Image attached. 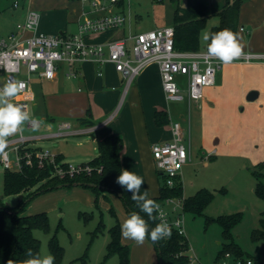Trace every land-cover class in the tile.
<instances>
[{
    "label": "rangeland",
    "instance_id": "rangeland-1",
    "mask_svg": "<svg viewBox=\"0 0 264 264\" xmlns=\"http://www.w3.org/2000/svg\"><path fill=\"white\" fill-rule=\"evenodd\" d=\"M202 1L208 4L211 13L220 11L225 2ZM15 2L18 7H15ZM29 2L30 0H0V36L7 37L11 33L20 19L21 11ZM175 7L173 0H124V7L113 6L111 10L124 11L127 17L124 27L127 32L130 30L133 33H143L172 26ZM217 24L218 18L210 17L203 32L210 33V29ZM206 44L200 36V45ZM63 65L66 64H61ZM180 80L184 81L183 78ZM186 102L167 104L172 121L179 120L185 128L189 159L180 170L183 196L189 198L203 190L212 195L211 202L201 215L184 212L182 205L177 203L179 199L169 198L172 202L166 206L171 221L181 217L184 234L190 246L188 264H215L223 243L222 226L217 219L220 216L236 214L240 215L241 219L231 231L233 240L243 249L246 256L253 259L252 264H264V240L255 241L252 237L253 230L260 227L261 213L264 212V201L255 193L256 175L260 172L264 174V169L260 170L259 167L262 161L258 160V156L264 153V147L257 139L254 124H229L230 119L235 121V118L242 116L240 108H233L231 111L226 109V112L216 114L212 118L206 114L203 122L201 112L193 106H188ZM38 109L46 115L43 102H40ZM34 114L32 111L33 118ZM48 116L53 122H45L40 115H36L37 119H34L41 124H57L62 121L74 124L76 121L75 118L53 109L48 111ZM35 130H27L26 124L23 126L27 135H33ZM215 134L222 139L220 145L214 142ZM84 138L88 137L71 135L67 137V142L44 140L38 141L37 145L56 154L66 150L72 155L79 152L81 154L84 150V153L89 151L92 155L96 154L91 145L80 149L79 152H72L76 150L75 143ZM41 185L33 187L30 191H36ZM104 195H107L108 199ZM0 202L10 207L19 204V195L6 196L4 193L3 169H0ZM111 208L118 214L122 225L129 214L119 196L103 192L96 203L92 189L74 184L57 187L35 196L26 206L23 215L47 214L49 229L36 228L33 233L40 240V256L52 254L49 243L53 237L64 249L61 261L55 264H119L117 255L105 258L106 247L110 241L109 230L116 223V218L110 212ZM207 218L214 221L207 224ZM100 224L101 231H98ZM124 241L131 250V264L159 263L158 252L150 239H146L142 245L129 239Z\"/></svg>",
    "mask_w": 264,
    "mask_h": 264
},
{
    "label": "crops",
    "instance_id": "crops-1",
    "mask_svg": "<svg viewBox=\"0 0 264 264\" xmlns=\"http://www.w3.org/2000/svg\"><path fill=\"white\" fill-rule=\"evenodd\" d=\"M111 8L110 12H116ZM29 9H35L40 14L39 32L49 35H73L78 33L79 24L85 18L83 12L89 9V6L73 0H30L21 11L20 19L15 23L11 33L16 31L17 24L25 20ZM240 27L245 28V32H238L240 43L244 51H247L245 53L264 54V0L243 2L239 17ZM129 34L138 33L130 30L127 32L123 27L86 35L85 41L107 44L124 40ZM127 44L129 47L132 45L131 42ZM206 47L207 44L202 46L203 49ZM68 72H74L75 77L68 78ZM124 88L122 75L111 63L98 65L87 61L76 65H60L54 80L38 76L32 79L29 93L31 113L32 111L35 113L34 118L40 115L45 122H53L48 116V111L52 109L75 118V123L65 136L41 139L67 142L68 136L86 135L88 138L77 141L76 150L72 152H79L80 149L91 145L92 151L96 154L92 155L89 151L84 153L85 150L76 155L70 154L67 150L57 152L67 162L88 163L98 156L99 140L110 135L120 137L123 140V149L120 153L122 170L132 171L142 177L144 184L141 193L146 191L148 197L157 198L160 194V180L152 156V145L170 142L173 139V124L178 122L182 127L183 125L179 120L172 121L167 105L170 102L165 98L157 64H151L143 69L126 94ZM252 91L257 92V98L249 101L247 96ZM204 95V99L198 104L186 102L188 106H193L201 112L203 122L206 114L212 118L216 114L226 112V109L231 111L233 108L236 110L240 108L242 116L238 118L233 116L235 121L230 119L229 124H254L257 139L264 147V63L225 64L218 71L215 84L207 87ZM40 102L45 106L46 115L38 109ZM158 112L168 114L167 124H157L155 116ZM60 124L61 122L41 124L33 135L58 133ZM183 129L185 132L184 127ZM213 136L215 144L220 145L221 137L217 134ZM258 157L260 162L264 161V153ZM116 215L118 217L117 213ZM124 240L122 237V243L127 245Z\"/></svg>",
    "mask_w": 264,
    "mask_h": 264
},
{
    "label": "built area",
    "instance_id": "built-area-1",
    "mask_svg": "<svg viewBox=\"0 0 264 264\" xmlns=\"http://www.w3.org/2000/svg\"><path fill=\"white\" fill-rule=\"evenodd\" d=\"M88 5L84 10L79 31L73 35H49L38 31L40 14L29 9L25 20L17 24L16 31L7 37L0 36V86L9 79L23 81L26 85L15 98L14 103L25 106L31 115V82L35 76L54 80L61 64L76 65L92 61L98 65L111 63L124 80V92L143 69L157 64L161 74V85L168 102H190L198 104L204 99L205 89L215 84L216 75L225 64L205 55L207 47L199 51H179L175 49L174 28L160 27L148 32L129 34L120 41L107 44H93L85 41V36L98 34L107 30L123 28L127 17L124 11L110 12L112 6H118L120 0H73ZM15 7L18 3L15 2ZM35 14V15H33ZM33 26L29 27V22ZM239 32H245L244 27ZM128 42L132 45L129 47ZM240 64L264 63V54L245 53L233 61ZM101 74V73H100ZM68 78L75 77L74 72L67 73ZM184 79V81L180 79ZM36 120V119H35ZM34 125L26 123L27 130L41 126L36 120ZM70 122H62L60 131L45 136L27 135L24 131L8 138L7 147L0 153V169L21 172L24 167L50 168L51 176L59 179H73L84 174H91L94 167L89 163H72L59 159V155L37 145L44 138L65 136L71 130ZM173 139L170 142L152 145L155 166L165 180L166 186L172 188L180 177V170L189 159L185 144V132L180 123L173 124ZM99 171L102 168L98 169ZM171 181V186H169ZM172 200L167 199L161 206L165 218L172 229L185 235L181 217L170 220L166 206ZM177 203L182 205L181 200ZM175 210V209H174ZM180 221L179 226L176 222ZM250 258L239 259L230 253L218 259L215 264H252Z\"/></svg>",
    "mask_w": 264,
    "mask_h": 264
},
{
    "label": "trees",
    "instance_id": "trees-1",
    "mask_svg": "<svg viewBox=\"0 0 264 264\" xmlns=\"http://www.w3.org/2000/svg\"><path fill=\"white\" fill-rule=\"evenodd\" d=\"M176 4L173 13L174 43L175 49L179 51H199L200 36L207 27L208 20L212 16L218 18V24L210 29V33L219 32L223 29H230L235 33L239 32V17L241 6L246 0H225L220 11L211 13L209 6L202 0H173ZM118 7H124V0H120ZM156 122L159 125L169 122L168 114L165 112L156 113ZM98 156L88 162L94 167L91 174H84L73 179H59L51 177L50 168L24 167L21 172H4V193L6 196L23 195V201L16 207H10L0 202V264H8L13 260L19 264L28 259L26 253L29 249L32 253L40 255V240L34 236L36 228L42 230L49 229L48 216L46 213L33 215H23L28 203L37 195L52 191L59 185L69 184V186L82 183V186L92 189L95 194L96 203L103 192L115 194L120 197L127 213H139L148 220L150 228L160 223V220H149L147 215L140 211L136 203L131 199V194L115 183V178L122 171L120 153L123 149V140L115 135H110L97 143ZM59 159L63 158L59 155ZM260 170L264 169V162L260 165ZM102 168L101 171L98 169ZM160 180V194L157 198H151L156 203H164L169 198L179 199L182 202L184 212H191L201 215L204 209L212 200V195L206 191H200L197 195L185 198L180 178L174 187L166 186L164 178L158 171ZM257 184L255 193L264 201V174L257 173ZM42 184L34 192L30 190ZM92 184V185H90ZM30 191V192H29ZM27 195H25V193ZM142 194V193H141ZM108 199L107 195H104ZM30 199V200H28ZM111 214L116 218V223L110 228V241L106 247V259L117 255L119 264H131V250L122 243L121 225L113 208ZM154 215H157L154 213ZM240 215L220 216L217 221L222 226L223 243L218 259L227 253L239 259H247L246 253L233 240L231 231L240 222ZM214 219L207 218L206 223ZM101 226L98 231H101ZM252 237L255 241L264 240V212L261 213L260 227L253 230ZM158 252V264H188L189 262V241L185 235H180L178 230L172 229L170 239H163L154 243ZM52 255L55 256V263L62 259L64 249L53 237L49 243ZM253 260V259H252ZM260 264H262L260 262Z\"/></svg>",
    "mask_w": 264,
    "mask_h": 264
},
{
    "label": "clouds",
    "instance_id": "clouds-1",
    "mask_svg": "<svg viewBox=\"0 0 264 264\" xmlns=\"http://www.w3.org/2000/svg\"><path fill=\"white\" fill-rule=\"evenodd\" d=\"M32 26L33 22L30 21L29 27ZM201 39L207 42L205 55L219 60L222 64H230L245 55L238 33L230 29H223L215 33L205 31L201 34ZM25 87L23 81L15 79H9L0 86V153H3L7 147L8 138L22 131L26 123L31 122L34 125L37 123L25 106L13 102ZM115 183L131 194V199L149 220L157 218L160 220V223L150 228L148 220L139 213L132 212L121 225L122 237L132 240L138 245H142L146 239H150L153 243L170 239L172 226L167 222L161 206L155 200L148 198L146 191L141 194L143 178L132 171L122 170L115 178ZM169 186H171V181H169ZM179 224L180 221H177L176 226L178 227ZM26 255L28 259L19 262V264H55V256L50 253L44 256L34 255L29 249ZM8 264H17V262L9 260Z\"/></svg>",
    "mask_w": 264,
    "mask_h": 264
},
{
    "label": "water",
    "instance_id": "water-1",
    "mask_svg": "<svg viewBox=\"0 0 264 264\" xmlns=\"http://www.w3.org/2000/svg\"><path fill=\"white\" fill-rule=\"evenodd\" d=\"M256 98H257V92H255V91L250 92L249 95L247 96V99L249 101H254ZM65 185L68 186L69 184H65ZM65 185H59L58 188L63 187ZM78 185H82V183H78ZM90 185H92V184H90ZM23 198H24L23 195H19V203L23 201ZM28 200H30V199H28Z\"/></svg>",
    "mask_w": 264,
    "mask_h": 264
}]
</instances>
